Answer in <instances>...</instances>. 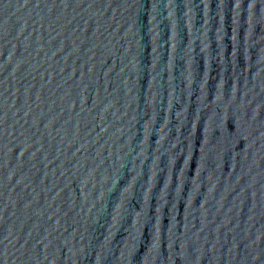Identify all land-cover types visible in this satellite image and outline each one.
<instances>
[{
  "label": "water",
  "instance_id": "water-1",
  "mask_svg": "<svg viewBox=\"0 0 264 264\" xmlns=\"http://www.w3.org/2000/svg\"><path fill=\"white\" fill-rule=\"evenodd\" d=\"M264 113V0H0V264H217Z\"/></svg>",
  "mask_w": 264,
  "mask_h": 264
}]
</instances>
